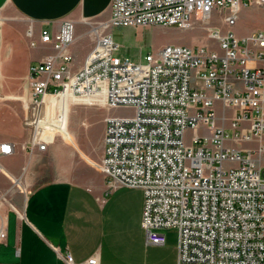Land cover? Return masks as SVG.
Wrapping results in <instances>:
<instances>
[{
    "label": "built area",
    "instance_id": "obj_1",
    "mask_svg": "<svg viewBox=\"0 0 264 264\" xmlns=\"http://www.w3.org/2000/svg\"><path fill=\"white\" fill-rule=\"evenodd\" d=\"M248 4L264 0H110L107 19L87 20L94 41L79 66L70 51L76 40L70 19L56 30L41 29L39 40L51 52L28 66L21 119L27 138L21 148L29 154L45 151L60 134L66 101L130 107V114L104 118L101 154L93 164L109 187L142 190L147 245L165 244L162 228L178 230L176 264H264L262 166L252 149L227 144L258 138L255 150L264 153V29L243 36L233 31L239 7ZM215 13L225 30L205 29L218 49L168 43L137 61L116 54L113 27L187 29L194 19L208 22ZM46 96L57 99L52 118L44 114ZM216 103L233 109L228 127ZM188 129L193 134L187 144ZM14 151V143L0 140V176L17 185L19 177L3 162ZM63 260L99 264L95 254L75 262L66 252Z\"/></svg>",
    "mask_w": 264,
    "mask_h": 264
},
{
    "label": "crops",
    "instance_id": "obj_2",
    "mask_svg": "<svg viewBox=\"0 0 264 264\" xmlns=\"http://www.w3.org/2000/svg\"><path fill=\"white\" fill-rule=\"evenodd\" d=\"M109 13L110 0H0V97L9 100L18 93L28 95V66L51 52L50 46L39 40L41 29L56 30L62 21L70 19L76 39L89 35V51L94 35L87 20H105ZM31 41L36 45L31 46ZM70 50L77 54L75 45ZM83 59L75 60V65ZM51 101L47 96L46 107ZM215 107L220 108V114L226 109L233 111L223 109L220 103ZM14 117L0 111V125L4 127L0 140L15 144V151L4 159L16 164L4 165L12 176L19 177L15 185L0 176V223L5 227L0 264H66V252L75 262H84L95 254L99 264H139L147 248L141 226V189L118 186L109 190L107 178L93 164L96 160L87 157L82 148L90 141V130L71 132L67 121L60 133L62 138H55L45 153L29 154L21 148L27 132L22 131L21 120ZM92 134L102 139L103 129L97 126ZM70 143L75 147V153L69 154L70 162L80 153L87 165L75 169L65 162L68 155L63 152ZM44 157L48 165L40 163ZM40 167L46 174H40L41 181H36ZM13 207L23 216L19 217ZM175 257V252L174 256L170 253L166 264H176Z\"/></svg>",
    "mask_w": 264,
    "mask_h": 264
},
{
    "label": "rangeland",
    "instance_id": "obj_3",
    "mask_svg": "<svg viewBox=\"0 0 264 264\" xmlns=\"http://www.w3.org/2000/svg\"><path fill=\"white\" fill-rule=\"evenodd\" d=\"M237 23L233 27V31L238 36H243L248 34L252 30L255 29H264V4H248L242 5L239 7L237 11ZM93 22H101L103 20L93 19ZM207 25H216L220 28L221 31L225 30V26L223 20L220 15L215 13L212 18L206 22L196 18L193 20V24L191 27L187 29H179L177 27H163V26H151V27H113L110 30L111 36L113 40L119 45L116 54L121 57L129 58L130 60L137 61L144 57L149 52H153L157 50L158 45L168 44V43H177V44H185L189 46L194 45H204L209 44L210 46L218 49V44L216 41L211 40L206 35L205 27ZM89 42V35H83L76 39L72 45L76 47V53L73 52L74 61L77 59L82 60L86 51H88L87 43ZM71 45V46H72ZM70 46V47H71ZM71 51V50H70ZM75 63V62H74ZM81 64V63H80ZM27 96V95H26ZM26 96L23 93H18L14 95L15 99H5L0 97V111L6 110L20 121L23 117V104L25 102ZM12 104V105H11ZM57 99L52 98V101L48 104V107L44 108V114L46 117L52 118L54 115V111L56 108ZM130 107H117L112 110H108L105 107H101L98 105H86V104H69L68 101L64 103V116H63V127L59 130L60 133L64 132L66 128V123L69 121V130L71 132H75V130L83 131L90 130V141L88 144L86 143L83 148L84 153L87 154L91 160H98L100 152H101V137L98 135L92 134L97 126L101 127L104 130V118L111 114H130ZM217 114H220V108H216ZM226 117L227 119L223 121V125L225 127L229 126V117L232 114V110L226 109ZM14 117V118H15ZM218 122L220 120L218 119ZM0 125V130H4V127ZM2 128V129H1ZM24 133L27 131L23 128ZM202 132L207 133L206 130H202ZM228 132L230 130L228 129ZM193 131L188 129L185 133V141L186 143H190ZM62 138L61 135L57 134L55 138ZM27 138L24 135V139ZM264 138V136H263ZM63 140V139H62ZM54 141V140H53ZM259 142L258 138H253L249 142L243 143H235L232 141H228L227 144L231 146H236L238 148H249L253 150L254 161L257 165L262 166V172L264 175V153H257L255 148ZM63 155L66 153L68 155L67 164L76 169L77 166L87 165V159L84 155L78 153L75 154L73 163L70 162L69 154L72 152L75 153V147L70 143L65 147ZM47 150V149H46ZM45 150V151H46ZM45 151H41V153H45ZM46 155V154H45ZM72 157V158H73ZM95 161V162H96ZM3 162L12 166L15 165L16 162L12 160H5ZM44 165H48L47 157H44L40 162ZM24 165V163H22ZM70 171V170H69ZM45 169L40 167L38 169V178L36 181H41V176H44ZM75 173L76 170H75ZM67 175H70L67 172ZM49 176V175H48ZM80 176V174H79ZM107 184V180L105 181ZM118 187V186H117ZM117 187H110L109 190L113 191ZM142 192V190H141ZM143 196V193H142ZM165 234L166 242L163 246L154 247L147 245L146 251L142 254L139 260V264H166L169 262V254L172 253L174 256V252L176 253L175 263L177 261V240H178V230L175 227L162 228L160 230ZM157 256H161L160 258Z\"/></svg>",
    "mask_w": 264,
    "mask_h": 264
},
{
    "label": "bare ground",
    "instance_id": "obj_4",
    "mask_svg": "<svg viewBox=\"0 0 264 264\" xmlns=\"http://www.w3.org/2000/svg\"><path fill=\"white\" fill-rule=\"evenodd\" d=\"M46 99H47V96L45 97V99H44V103H43V106H44V108H46Z\"/></svg>",
    "mask_w": 264,
    "mask_h": 264
}]
</instances>
